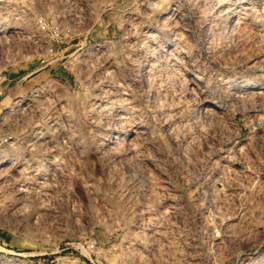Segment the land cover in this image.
Instances as JSON below:
<instances>
[{"label":"rangeland","instance_id":"obj_1","mask_svg":"<svg viewBox=\"0 0 264 264\" xmlns=\"http://www.w3.org/2000/svg\"><path fill=\"white\" fill-rule=\"evenodd\" d=\"M152 1L0 0V264H264V4L248 29ZM114 87L146 135L125 161L124 101L92 107Z\"/></svg>","mask_w":264,"mask_h":264},{"label":"bare ground","instance_id":"obj_2","mask_svg":"<svg viewBox=\"0 0 264 264\" xmlns=\"http://www.w3.org/2000/svg\"><path fill=\"white\" fill-rule=\"evenodd\" d=\"M74 1V0H72ZM154 1V0H153ZM152 1V2H153ZM196 6L199 7H204L207 5V0H191ZM209 1H212V0H209ZM215 3V13L216 15L218 16V20L222 23L224 22H227L228 24L231 23V24H237V25H240V24H245L244 27H247L249 26L248 29H252V21H253V12H252V5L251 3L249 2V0H213ZM253 1V0H252ZM257 1V0H256ZM261 2V4H264V0H259ZM164 2V1H163ZM254 2V1H253ZM78 3V2H77ZM151 3V2H150ZM190 3V2H189ZM213 3V2H212ZM80 5V4H79ZM180 6V5H179ZM162 7V6H161ZM212 7V6H211ZM82 8V7H81ZM196 8V7H195ZM210 8V7H209ZM66 9V8H65ZM212 9V8H211ZM72 11V10H71ZM70 12V11H69ZM166 12V13H165ZM183 12V11H182ZM181 12V10L177 9L176 6L172 5V6H168L165 11L162 13V14H167V26L168 27H171L173 29H177V27L180 25V24H183V21L185 20L184 19V15L183 13ZM197 12V11H196ZM256 12V11H255ZM185 13V12H184ZM200 13V12H199ZM163 15H155L153 17V19H157V20H160V18L162 17ZM215 17V16H214ZM213 17V18H214ZM264 17V16H263ZM188 18V16H187ZM202 19V18H201ZM210 19H207L205 17H203V22L205 21H209ZM196 21V20H195ZM197 22V21H196ZM210 22V21H209ZM190 23V22H189ZM208 24V23H207ZM210 24V23H209ZM155 25V24H154ZM162 25V24H161ZM166 26V27H167ZM192 26V25H191ZM234 26V25H233ZM167 27V28H168ZM219 27V26H218ZM228 27V26H227ZM226 27V28H227ZM144 28V27H143ZM170 28V29H171ZM12 29V28H11ZM149 29V28H148ZM222 29V26L219 27V30L221 31ZM246 29V28H245ZM247 29V30H248ZM255 29V28H254ZM253 29V30H254ZM145 30V29H144ZM180 30V29H178ZM252 30V31H253ZM148 31V30H147ZM207 31V30H206ZM1 32V31H0ZM135 32V31H134ZM144 32V31H143ZM183 32V31H182ZM247 32V31H246ZM178 34V32H176ZM180 33V32H179ZM211 33V32H209ZM257 34V32H255ZM260 33V32H258ZM264 33V32H263ZM163 34V33H162ZM181 34V33H180ZM187 34V33H186ZM190 34V33H189ZM254 34L255 36L258 37V35ZM262 35V33H260ZM164 35V34H163ZM179 35V34H178ZM183 35V33H182ZM136 36V35H135ZM204 36V35H203ZM202 36V37H203ZM139 37V36H138ZM148 37H152L155 39H157L153 34L152 35H149ZM172 37V36H171ZM178 37V36H176ZM181 37V36H180ZM261 37V36H259ZM263 37V36H262ZM137 39V38H136ZM162 39V38H161ZM172 39V38H171ZM185 39V38H184ZM183 39V41L185 42V40ZM227 39V38H226ZM133 40V39H132ZM211 40V39H210ZM220 40V39H219ZM135 40H133L134 42ZM142 41V40H141ZM187 41V40H186ZM214 41V40H212ZM181 43L182 44H184ZM219 42V41H218ZM151 43V42H150ZM157 44V43H156ZM220 44V43H219ZM222 44V43H221ZM140 45V44H139ZM168 45V44H167ZM206 45V44H205ZM227 45V44H226ZM162 46V45H161ZM134 48V47H133ZM139 48V47H137ZM150 48V46H149ZM167 48H169L167 46ZM156 50V49H155ZM163 50V49H162ZM141 51V50H140ZM172 51V50H171ZM170 51V52H171ZM145 52V51H144ZM146 53V52H145ZM221 53V52H220ZM133 54V53H132ZM139 54V53H138ZM176 55V54H175ZM182 55V54H181ZM132 56V55H131ZM167 56V55H166ZM133 57V56H132ZM146 57V56H145ZM151 57V56H150ZM154 58V57H153ZM166 58V57H165ZM182 58H185V57H182ZM110 59V58H109ZM140 59V57H139ZM160 59V58H159ZM162 59V58H161ZM142 60V59H141ZM150 60V59H149ZM110 61V60H109ZM144 61V60H143ZM173 61V60H172ZM180 61V60H179ZM131 62V61H130ZM141 62V61H140ZM109 63V62H108ZM155 63V62H154ZM160 63V62H159ZM115 64V63H114ZM134 64V63H133ZM143 65V64H142ZM113 66V65H112ZM102 67V66H101ZM105 67V66H104ZM102 67V68H104ZM146 67V65H145ZM145 69V68H144ZM102 70V69H101ZM104 70V69H103ZM143 70V69H142ZM141 70V71H142ZM155 71V70H154ZM134 72V71H133ZM168 72V71H167ZM166 72V73H167ZM172 72V71H171ZM156 74V73H155ZM163 74V73H162ZM172 74V73H171ZM170 74V75H171ZM177 74V73H176ZM142 75V74H141ZM169 75V74H168ZM167 75V76H168ZM178 75V74H177ZM237 75V74H236ZM114 76V75H113ZM163 76V75H162ZM166 76V77H167ZM176 76V75H175ZM165 77V75H164ZM169 77V76H168ZM167 77V78H168ZM106 78V77H104ZM166 78V79H167ZM149 79V78H148ZM163 79V77H162ZM170 79V78H169ZM165 80V79H164ZM177 80V78H176ZM166 81V80H165ZM191 81V80H190ZM105 82V81H104ZM158 82V81H157ZM113 84V83H112ZM162 84V83H161ZM166 84V83H165ZM145 85V84H144ZM175 85H177L175 83ZM155 86V85H154ZM163 86V85H161ZM105 87V86H104ZM112 87V86H111ZM141 87V86H140ZM146 87V86H145ZM172 87V86H171ZM259 88V87H258ZM264 89V88H263ZM258 90V89H257ZM152 91V90H151ZM108 92V91H107ZM169 92V91H168ZM250 92V91H249ZM94 93V92H93ZM98 93V92H97ZM155 93V92H154ZM176 93V92H175ZM252 93V92H251ZM257 96H255V98L257 97L259 101H262V98L264 97V94L263 92H258V93H255ZM94 95V94H93ZM233 95V94H232ZM245 95V93H244ZM242 95V96H244ZM263 95V97H262ZM162 96V95H161ZM248 97H250L249 95H247ZM107 97V96H106ZM164 97V96H163ZM234 97V96H233ZM262 97V98H261ZM165 98V97H164ZM169 98V97H168ZM244 98V97H243ZM203 99V98H202ZM264 99V98H263ZM120 100H123L124 103H121V105H119V108L121 109L122 111V114L124 116H122L121 120H118V123L119 124H123V126L126 128L125 130L129 133V140L126 142V149L125 150H121L119 146H117V148L115 149V153H113V158L116 159V160H124L126 157L132 155L133 153L136 154V152L134 151L135 148L138 146V143L145 138L144 136V132L142 130V127L140 126V121H141V118H140V111L139 109H137V107L135 105H133V102L130 100V95L127 93L126 89L125 88H122V90H115V87L109 91L108 93V97L106 100H99L97 99L93 104H92V107H100V106H104V108L106 109V119L110 118L113 113L116 114V110H115V106L120 104L118 103V101ZM247 100V99H246ZM30 100L29 99H26V100H23V99H20L16 102V104L14 105V107H19V106H23L25 104H28ZM239 101V99H238ZM248 101V100H247ZM256 101V99H255ZM170 102V101H169ZM250 103V102H249ZM193 104V103H192ZM202 106V109L203 111L205 112V115L206 114H214V112H216V107H213V105L211 103H209L207 100L203 99L201 101V104ZM199 105V106H200ZM249 105V104H248ZM38 106V105H37ZM198 106V107H199ZM39 107V106H38ZM117 107V106H116ZM187 108V107H186ZM34 109V108H33ZM90 109V108H89ZM95 109V108H94ZM29 111V110H28ZM170 111V110H169ZM176 111V110H175ZM168 112V111H167ZM29 113V112H28ZM95 113V112H94ZM105 114V113H104ZM23 116V115H21ZM98 117V116H97ZM209 117V116H208ZM118 118V117H117ZM97 119V118H96ZM179 119V118H178ZM24 120V119H23ZM75 120V119H74ZM60 121V120H59ZM58 121V122H59ZM50 122V121H49ZM117 122V121H116ZM23 123V122H22ZM164 123V122H163ZM184 124V123H183ZM186 124V122H185ZM184 124V125H185ZM197 125V124H196ZM53 126V125H52ZM104 126V125H103ZM194 126V125H193ZM39 127V126H38ZM54 127V126H53ZM57 127V126H55ZM185 127V126H184ZM188 127V126H187ZM186 127V128H187ZM72 128V127H71ZM201 128V126L199 127ZM121 129V128H120ZM182 129V128H181ZM184 129V128H183ZM38 130V128H37ZM157 130V129H156ZM187 130V129H186ZM200 130V129H199ZM182 131V130H181ZM185 131V130H184ZM182 131V133L184 132ZM201 131V130H200ZM112 132V131H111ZM118 132V131H117ZM123 131H121L122 133ZM187 132V131H185ZM184 132V133H185ZM120 133V131H119ZM119 133L115 134V136L113 137L114 141H115V144L119 143L120 142V136ZM163 133V132H162ZM183 133V134H184ZM100 135V134H99ZM31 136V135H30ZM105 136V135H104ZM167 136V135H166ZM171 136V135H170ZM30 138V137H29ZM43 138V137H42ZM102 138V137H101ZM172 138V137H171ZM127 139V138H126ZM104 140V139H103ZM123 140V139H122ZM173 139H171L172 141ZM42 141L45 142L44 139H42ZM55 141V140H54ZM142 143V142H141ZM52 145V144H51ZM50 145V146H51ZM109 145V144H108ZM66 146V145H65ZM125 146V145H124ZM18 147V146H17ZM106 147V146H105ZM109 147V146H108ZM27 148V147H26ZM108 149V148H107ZM113 149V147H112ZM13 151V150H12ZM19 151V150H18ZM31 151V149H30ZM54 151V150H53ZM103 151V150H102ZM108 151V150H106ZM105 151V152H106ZM113 152V151H112ZM144 152V151H143ZM17 153V152H16ZM140 153V152H139ZM152 153V151H151ZM138 154V153H137ZM136 154V155H137ZM144 154V153H143ZM150 154V153H148ZM147 154V155H148ZM154 154V153H153ZM17 155V154H16ZM91 155V154H90ZM26 156V155H25ZM103 156V155H102ZM138 156V155H137ZM135 156V157H137ZM143 156V155H142ZM149 156V155H148ZM92 157V155H91ZM100 157V156H99ZM140 157V156H139ZM144 157V156H143ZM27 158V157H26ZM109 158V157H107ZM137 159V158H136ZM106 160V159H105ZM108 160V159H107ZM145 160V159H144ZM42 161V160H41ZM125 161V160H124ZM137 161H139L140 163H142L140 160L137 159ZM116 162H119V161H116ZM133 162V161H132ZM39 163V162H38ZM45 163V162H44ZM50 163V162H49ZM127 164V163H126ZM129 164V163H128ZM139 164V163H138ZM47 165V164H45ZM118 165V164H117ZM120 165V164H119ZM124 165V164H123ZM142 165V164H141ZM149 165V164H148ZM162 165V164H161ZM8 166V165H7ZM6 166V167H7ZM113 167V166H112ZM111 167V168H112ZM125 167V166H124ZM132 167V166H131ZM129 168V166L126 168V171L127 169ZM8 169V168H7ZM35 169V168H34ZM125 169V168H124ZM147 169V168H146ZM149 169V168H148ZM114 170V169H112ZM112 170L110 172H112ZM129 170V169H128ZM131 170V169H130ZM128 172V171H127ZM153 172V171H152ZM151 172V173H152ZM16 173V172H15ZM116 173V172H115ZM157 173V172H156ZM153 174V173H152ZM155 174V172H154ZM153 174V175H154ZM160 174V173H159ZM21 175V174H20ZM148 175V174H147ZM2 176V175H1ZM24 176V175H23ZM158 176V175H156ZM58 177V176H57ZM140 177V176H139ZM142 177V176H141ZM161 177V176H159ZM43 178V177H42ZM61 178V177H60ZM164 178V177H163ZM157 179V178H156ZM17 181V179H15ZM27 180V179H26ZM144 180V179H143ZM155 180V178H154ZM158 181V180H157ZM155 181V182H157ZM128 182V181H127ZM206 182V181H205ZM126 183V182H125ZM158 184V183H156ZM161 185V184H159ZM157 185V186H159ZM164 186V184H162ZM205 185V184H203ZM208 186V185H207ZM128 187V186H127ZM206 187V186H205ZM204 187V188H205ZM164 188V187H163ZM29 189V188H28ZM209 189V188H208ZM207 189V190H208ZM146 192V191H145ZM171 192V191H170ZM172 193V192H171ZM127 194V193H126ZM137 194V193H136ZM142 194V192H141ZM147 194V193H146ZM129 195V194H128ZM138 195V194H137ZM170 195V194H169ZM172 195V194H171ZM202 195V194H201ZM139 196V195H138ZM178 199V198H177ZM178 201V200H177ZM165 202V201H164ZM178 204V203H177ZM179 205V204H178ZM157 208V207H156ZM140 209V208H139ZM145 210V209H144ZM137 211V210H136ZM157 212V211H156ZM160 212V211H158ZM171 212V211H170ZM161 213V212H160ZM176 214V213H175ZM184 214V213H183ZM180 215V214H179ZM179 215L178 218H179ZM151 216V215H150ZM154 216V215H153ZM163 216V215H162ZM173 216V215H172ZM140 217V216H139ZM183 217V215H182ZM168 218V217H167ZM135 220V219H134ZM139 221V220H138ZM137 224V223H136ZM153 226V225H152ZM228 226H230V224H228ZM163 235V234H162ZM157 236V235H156ZM162 237V236H160ZM2 260V259H1ZM2 263V262H1ZM8 264H10V261H7ZM6 263V264H7Z\"/></svg>","mask_w":264,"mask_h":264}]
</instances>
